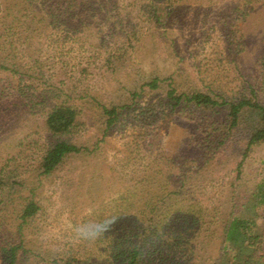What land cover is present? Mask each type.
<instances>
[{"label": "rangeland", "instance_id": "1", "mask_svg": "<svg viewBox=\"0 0 264 264\" xmlns=\"http://www.w3.org/2000/svg\"><path fill=\"white\" fill-rule=\"evenodd\" d=\"M73 1L35 2L46 21L25 18L32 20L30 34L18 20L10 29L0 23L2 200L25 185L39 204L21 233L0 219V264L13 244L22 245L16 264H117L112 245L128 231L147 245L138 264H161L162 257L211 264L223 251L225 219L264 182V140L247 148L255 116L244 111L223 135L225 144L202 157L208 131H223L211 126L220 113L172 110L168 92L215 88L220 101L247 97L264 104V0ZM154 6L162 7L158 20L148 17ZM60 12L67 14L54 21ZM155 77L157 87L146 85ZM55 104L77 109L73 131L59 135L49 127ZM104 106L120 112L110 128ZM207 113L212 119L204 126ZM59 136L80 150L53 173L40 174ZM179 174L188 177L185 185L154 197L149 211L150 197ZM176 202L186 206L180 215L195 204L201 219L177 224ZM6 204L0 202V214ZM257 222L262 255L264 217ZM155 241L162 249L154 250Z\"/></svg>", "mask_w": 264, "mask_h": 264}, {"label": "trees", "instance_id": "2", "mask_svg": "<svg viewBox=\"0 0 264 264\" xmlns=\"http://www.w3.org/2000/svg\"><path fill=\"white\" fill-rule=\"evenodd\" d=\"M38 0H0V23L5 25L6 29H10L14 26L16 21L22 22L23 29L26 30L28 34L32 32L34 28L30 27V22L32 20H25L27 17H32V19L40 18V21L45 22L46 18L41 14L40 8L38 10L33 5ZM73 3L77 4L72 0ZM45 3V2H43ZM137 0H131L128 2L130 5H135ZM4 6V10H3ZM72 6V5H70ZM47 9V8H46ZM38 11V13H36ZM162 11V7L154 6V9L151 8L148 14V17H154L157 20L160 19L161 15L159 12ZM67 13L60 12L58 14H53L54 21H59L61 16ZM1 45V43H0ZM159 78L155 77L153 80L146 83L150 87L155 88L158 86ZM214 87V86H209ZM208 91H203L200 88L194 90L191 94L188 93H177L175 88H172L168 92V104L172 103V110H178L184 112L188 110L193 113H206L209 112L213 116L212 112H219V119L211 121V126L218 123V126H223L220 134H216L219 131V127L213 128L211 132L210 128L206 137H204L203 144L200 148L202 151V157L210 153L214 148L217 149L221 144H225L224 134L230 132L232 129L236 128L239 125L240 117L244 111H249L254 114V119L249 122L248 135H247V148L251 145L256 144L264 140V104L258 101H252L250 98L241 97L238 101H230L228 99L220 101L216 97L215 88H209ZM126 107V106H122ZM104 113L107 115V126L110 128L120 117V112H118V107H107L103 108ZM227 111V113H226ZM77 116L78 111L72 106L65 104H55L50 112L47 123L49 127L55 132L60 133L59 135L69 133L77 125ZM205 116V124H208V119L211 120L212 117L207 114ZM220 120V121H219ZM212 133V134H211ZM210 135V136H209ZM51 148H49L46 154L43 156L40 163V174L47 175L51 174L58 169L59 166L64 162L65 157L70 153H74L80 150V148L71 142L70 140L63 139L59 136ZM218 139H221L220 141ZM217 143L215 146H212V143ZM190 146V145H189ZM187 149L184 150V152ZM207 150V151H206ZM209 150V151H208ZM171 155V154H170ZM210 158H207L209 160ZM241 162L239 163L240 166ZM156 177L159 172H154ZM3 174L2 169L0 171V176ZM239 175V174H238ZM238 177V176H237ZM147 177L143 180L148 182ZM188 177L185 174H179L175 179H167L163 184L160 185V191L157 190L154 195H152L147 202V206L150 208L149 211H153V204L156 205L158 201L154 197L160 196V200L164 199V196L168 197L171 192V196L175 194V191H179L184 185ZM171 180V181H170ZM174 180V181H172ZM170 181V182H169ZM169 183V184H168ZM171 183H176L174 188L168 190V185ZM8 185L12 187V184L8 182ZM25 190L29 186H25ZM4 189L0 187L1 201L7 202L5 209H1L0 219H6L7 223L10 224L12 228L20 231L24 228V225L29 221V218L33 217L38 209L39 204L31 197L34 194L33 188L27 189L29 192L28 195H25V190H15L7 191L5 200H2V191ZM122 200L126 201V195L124 193L121 196ZM16 204V207L14 206ZM14 206L15 213L10 212V206ZM120 205H123L121 203ZM175 217L177 224L181 225V220L184 218L187 222L192 218L195 221L201 219L198 210L195 208V204L187 203L189 206L188 212L185 215H180L182 210L186 207L184 203L176 202ZM153 207V208H152ZM174 208V207H173ZM7 209L6 213L4 211ZM229 215L222 226V254L220 253L218 257L211 262V264H264V254H257L258 248L255 247V242L260 238V234L256 232L258 227L257 218L258 216L264 217V182L260 183L255 191L241 204L240 210L238 212H233ZM262 213V214H261ZM11 222H10V220ZM160 220V219H159ZM158 222V221H156ZM183 224V223H182ZM182 226V225H181ZM147 226H144L146 230ZM149 229V228H148ZM125 232L123 235H119L116 239L113 246V253L116 259L117 264H138L144 255L145 248L147 245L143 243V238L140 237V233H137V240L134 239L135 234ZM149 234V233H148ZM140 239V240H139ZM0 236V241H1ZM221 244V245H222ZM220 245V246H221ZM154 250L162 249L161 242H153ZM21 244H13L6 251V260L4 264H16L18 257H20ZM150 251V250H149ZM151 252V251H150ZM167 258L162 257L161 264H172V259L167 261ZM153 260H150L152 263ZM148 262V264H150Z\"/></svg>", "mask_w": 264, "mask_h": 264}]
</instances>
